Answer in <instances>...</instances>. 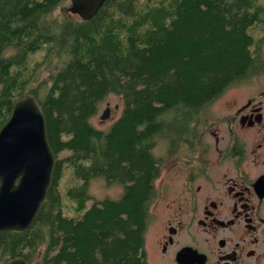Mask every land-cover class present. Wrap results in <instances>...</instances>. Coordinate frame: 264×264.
<instances>
[{
	"label": "trees",
	"instance_id": "16d2710c",
	"mask_svg": "<svg viewBox=\"0 0 264 264\" xmlns=\"http://www.w3.org/2000/svg\"><path fill=\"white\" fill-rule=\"evenodd\" d=\"M251 3L105 0L82 20L69 0H0V127L16 99L34 94L55 156L33 224L0 232V264H147L146 203L162 166L156 139L196 122L240 76ZM54 59L46 85L39 71ZM109 94L122 110L103 130L90 121ZM94 177L119 184L121 196L92 200ZM65 195L76 216L63 213Z\"/></svg>",
	"mask_w": 264,
	"mask_h": 264
},
{
	"label": "flooded vegetation",
	"instance_id": "af4514ba",
	"mask_svg": "<svg viewBox=\"0 0 264 264\" xmlns=\"http://www.w3.org/2000/svg\"><path fill=\"white\" fill-rule=\"evenodd\" d=\"M250 12L240 76L204 106L214 114L166 139L168 182L156 189L161 166L146 203L147 264H264V0Z\"/></svg>",
	"mask_w": 264,
	"mask_h": 264
},
{
	"label": "water",
	"instance_id": "95a60500",
	"mask_svg": "<svg viewBox=\"0 0 264 264\" xmlns=\"http://www.w3.org/2000/svg\"><path fill=\"white\" fill-rule=\"evenodd\" d=\"M68 12L91 19L105 0H69ZM109 107L100 115L108 118ZM55 156L45 115L34 94L16 99L0 127V232H23L34 222L51 183ZM7 264H29L22 257Z\"/></svg>",
	"mask_w": 264,
	"mask_h": 264
},
{
	"label": "rangeland",
	"instance_id": "374dc122",
	"mask_svg": "<svg viewBox=\"0 0 264 264\" xmlns=\"http://www.w3.org/2000/svg\"><path fill=\"white\" fill-rule=\"evenodd\" d=\"M70 5V1H69ZM68 5V6H69ZM59 10L56 11V14H58ZM57 59H54L50 65H47L46 67L43 66L40 69V80L43 81L44 84L49 85L48 78V72L53 69V65L56 63ZM40 98L43 97L44 92L43 90L39 92ZM209 106V105H207ZM109 107V116L108 118L102 120L100 118V115L103 113V111ZM122 110V100L119 96L115 94H109L100 104L99 109L95 116L91 118L92 124L95 127H98L103 130H108L111 123L120 115ZM217 111V110H216ZM202 114H214L215 111L213 110V106H209L208 108L205 107L203 111H201ZM153 153L157 157H163L161 159L162 161V169L161 176L158 178V180L155 182L156 189L160 188L161 182L164 180V182L168 177L166 176L167 171L169 170V167L171 165V159L169 158V151L167 150V140L164 137H159L156 139L155 147L153 148ZM88 193L91 195L92 200H102L104 198H111V199H117L122 194V187L117 183H108L105 181L102 177H94L89 182L88 187ZM64 200L66 202V206L63 208V213H65L68 216H76V210L74 207L70 206L71 199L68 198L66 195L64 197ZM91 200V201H92ZM91 201L88 203L90 205ZM153 219V218H152ZM152 232L146 231L145 233V240H149Z\"/></svg>",
	"mask_w": 264,
	"mask_h": 264
}]
</instances>
